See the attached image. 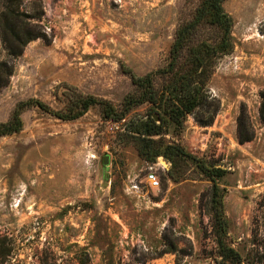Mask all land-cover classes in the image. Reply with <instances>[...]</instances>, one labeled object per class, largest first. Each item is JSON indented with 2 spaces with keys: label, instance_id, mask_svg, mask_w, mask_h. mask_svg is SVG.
Here are the masks:
<instances>
[{
  "label": "rangeland",
  "instance_id": "374dc122",
  "mask_svg": "<svg viewBox=\"0 0 264 264\" xmlns=\"http://www.w3.org/2000/svg\"><path fill=\"white\" fill-rule=\"evenodd\" d=\"M203 1L22 0L47 41L30 42L12 61L14 73L0 87V123L31 99L65 111L70 91L109 102L122 118L108 120L95 106L64 121L34 107L23 112L20 133L0 137V264H223L211 178L174 148L227 171L217 181L226 243L264 264V0L224 3L234 50L208 85L221 102L211 127L189 115L145 143L151 153L171 147V162L146 161L142 140L129 132L152 110L147 102L130 105L142 91L125 71L143 77L164 68L177 30ZM217 35L205 26L197 39ZM243 108L255 137L242 144ZM151 171L157 189L146 180Z\"/></svg>",
  "mask_w": 264,
  "mask_h": 264
},
{
  "label": "trees",
  "instance_id": "16d2710c",
  "mask_svg": "<svg viewBox=\"0 0 264 264\" xmlns=\"http://www.w3.org/2000/svg\"><path fill=\"white\" fill-rule=\"evenodd\" d=\"M227 0H204L198 8L194 19L179 27L176 38L171 46L170 59L164 68L139 77L130 70L134 86L142 91L137 98L129 100L130 105L150 103L152 114L145 120L134 123L130 133L139 136L143 144L139 147L140 155L146 161L155 162L160 157L171 162L172 149H157L150 152L145 145L151 142L152 137L165 134L171 125L182 126L183 121L192 115L200 127H211L218 115L221 102L212 97L208 85L212 78L218 61L230 55L234 50L232 31L233 18L225 11L224 3ZM205 26L217 30V40L197 39L199 29ZM0 35L7 53L8 60L0 62V87L6 86L14 73L12 61L20 57L27 45L37 39L47 41L42 28L33 23L30 16L23 10L22 0H0ZM163 84L157 87V80ZM68 103L65 111H55L44 102L31 99L19 103L6 123H0V137L20 133L24 128L22 114L30 108L40 110L64 121H73L83 117L95 106H99L106 119H121L113 105L105 100L93 96H86L80 92L70 91L67 95ZM155 115L158 120L155 119ZM261 121L264 123V101L260 108ZM255 130L247 109H242L238 118V139L240 143L253 140ZM180 156H185L197 163L199 169L211 178L212 206L215 210L217 253L223 264H255L251 256L244 258L236 249L226 243L227 218L221 190L217 181L227 173L225 169L206 165L203 161L194 159L191 155L176 149ZM170 173V170L167 172Z\"/></svg>",
  "mask_w": 264,
  "mask_h": 264
},
{
  "label": "built area",
  "instance_id": "2783aa9c",
  "mask_svg": "<svg viewBox=\"0 0 264 264\" xmlns=\"http://www.w3.org/2000/svg\"><path fill=\"white\" fill-rule=\"evenodd\" d=\"M146 180L150 184L151 188L157 189L160 187V179L156 172H149L146 175Z\"/></svg>",
  "mask_w": 264,
  "mask_h": 264
},
{
  "label": "water",
  "instance_id": "95a60500",
  "mask_svg": "<svg viewBox=\"0 0 264 264\" xmlns=\"http://www.w3.org/2000/svg\"><path fill=\"white\" fill-rule=\"evenodd\" d=\"M155 119L158 120V117L155 116ZM164 163H166V162L164 161ZM102 164L105 167L109 166V164H110V156H108V155L104 156L103 159H102ZM108 179H109V175H106V180L108 181Z\"/></svg>",
  "mask_w": 264,
  "mask_h": 264
}]
</instances>
